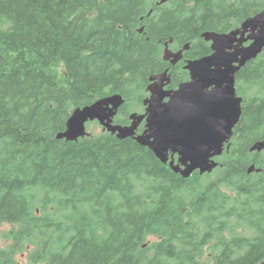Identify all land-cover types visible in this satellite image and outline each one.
I'll list each match as a JSON object with an SVG mask.
<instances>
[{"label":"trees","instance_id":"1","mask_svg":"<svg viewBox=\"0 0 264 264\" xmlns=\"http://www.w3.org/2000/svg\"><path fill=\"white\" fill-rule=\"evenodd\" d=\"M156 1L0 0V228L16 227L0 264H264V151H250L264 141V53L237 74L243 113L212 174L185 179L107 131L57 139L76 109L116 94L115 124L129 125L152 76L169 70L172 89L187 78L166 43L209 56L204 32L264 10Z\"/></svg>","mask_w":264,"mask_h":264},{"label":"water","instance_id":"2","mask_svg":"<svg viewBox=\"0 0 264 264\" xmlns=\"http://www.w3.org/2000/svg\"><path fill=\"white\" fill-rule=\"evenodd\" d=\"M170 0H160L162 6ZM144 28L140 30L143 33ZM201 38L210 44L212 54L189 60L185 70L190 81L177 90H167L172 78L169 70L152 76L144 99L143 114L132 113L130 125H118L114 119L125 105L120 94L101 99L76 109L67 122L66 131L58 140L77 142L87 137V125L98 122L103 131L117 138L135 139L177 174L188 179L194 173L212 174L219 167L216 160L231 148L234 130L243 113L244 99L237 92V74L264 52V10L245 20L227 33L204 32ZM165 44L163 59L176 66L184 58L190 44L173 51ZM144 124V132L138 134ZM250 151H264V141L255 143ZM260 172L254 166L249 173Z\"/></svg>","mask_w":264,"mask_h":264},{"label":"rangeland","instance_id":"3","mask_svg":"<svg viewBox=\"0 0 264 264\" xmlns=\"http://www.w3.org/2000/svg\"><path fill=\"white\" fill-rule=\"evenodd\" d=\"M157 2L158 0L156 1V3ZM149 96L150 94L146 92L142 100L144 101V99ZM143 101L141 105H137V103H131V113L143 114L145 109ZM87 130L89 133L97 135L103 132V127L98 122H92L88 125ZM15 228L16 227L13 225H3V227L0 228V248L5 249L11 243L10 232L13 231ZM17 262L18 264H28L27 254L19 255L17 257Z\"/></svg>","mask_w":264,"mask_h":264},{"label":"flooded vegetation","instance_id":"4","mask_svg":"<svg viewBox=\"0 0 264 264\" xmlns=\"http://www.w3.org/2000/svg\"><path fill=\"white\" fill-rule=\"evenodd\" d=\"M207 44H209V43H207ZM209 45H210V44H209ZM183 48H184V47H183ZM183 48L179 49L178 51L182 50ZM190 49H191V46H190L189 50H188L187 52L184 53V58H183V60H182L181 62H179V63L176 65V66L180 65V66L182 67V71H183L184 73L187 74V75H186L187 78H186L182 83H186V82L190 81V74H189L188 71H186V70L184 69L185 66H186V64H187V61L190 60V59H186V58H185V54L188 53V52L190 51ZM166 63H169V62H166ZM169 64H170V63H169ZM170 65H171V64H170ZM176 66H172V67H176ZM170 75H171V74H170ZM171 78H172V75H171ZM182 83H181V84H182ZM171 84H172V83H171ZM181 84H179L178 87H177V88H174V89L170 88L171 85H169L168 87H166V89H167V90H177ZM144 112H145V109H144ZM142 126H143V125H142ZM143 131H144V128H143L142 132H138V134L143 133Z\"/></svg>","mask_w":264,"mask_h":264},{"label":"bare ground","instance_id":"5","mask_svg":"<svg viewBox=\"0 0 264 264\" xmlns=\"http://www.w3.org/2000/svg\"><path fill=\"white\" fill-rule=\"evenodd\" d=\"M159 2V1H158Z\"/></svg>","mask_w":264,"mask_h":264}]
</instances>
